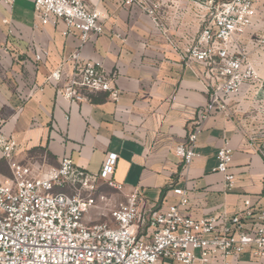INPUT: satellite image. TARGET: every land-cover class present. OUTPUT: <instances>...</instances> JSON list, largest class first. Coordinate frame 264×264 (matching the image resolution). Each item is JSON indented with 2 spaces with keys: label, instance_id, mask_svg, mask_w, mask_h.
<instances>
[{
  "label": "crops",
  "instance_id": "0c3cea01",
  "mask_svg": "<svg viewBox=\"0 0 264 264\" xmlns=\"http://www.w3.org/2000/svg\"><path fill=\"white\" fill-rule=\"evenodd\" d=\"M157 1L161 7L156 21L123 0L97 3L103 34L90 37L80 51V61L98 62L108 74L116 75L120 100L114 102L107 93L98 92L85 93L82 102H71L47 77L61 66L66 75L72 73L71 56L80 46L79 33L64 36L66 27L60 21L42 25L32 0H15L12 7L0 0V130L16 141V160L23 164L56 167L67 157L77 167L99 173L106 156L116 154L114 179L123 191L115 192V199L121 201L139 190L141 213L177 204L175 188L188 190L191 205L181 213L193 219L234 214L244 198H250L259 213L264 210V164L254 143L261 138L257 135L252 141L243 120L255 89L242 92L228 116L209 117L190 166L185 167L175 154L209 100L199 76L201 67L187 65L185 52L205 17L226 0ZM260 10L245 47L264 80ZM42 50L48 56L35 61ZM226 142L233 150L232 189L216 172L217 155ZM37 153L41 163L35 161ZM5 162L0 154V165ZM8 177L0 169V181ZM98 219L92 211L85 221L93 224ZM257 261L245 253L239 264H264Z\"/></svg>",
  "mask_w": 264,
  "mask_h": 264
},
{
  "label": "built area",
  "instance_id": "2783aa9c",
  "mask_svg": "<svg viewBox=\"0 0 264 264\" xmlns=\"http://www.w3.org/2000/svg\"><path fill=\"white\" fill-rule=\"evenodd\" d=\"M1 1L10 7L15 2ZM32 1L42 25L60 21L66 27L64 36L79 33L80 46L71 56L72 73L66 75L63 66L58 67L47 82L71 102H82L85 93L98 92L118 102L121 94L116 75L108 74L98 62L80 61V51L90 37L103 34L97 10L100 0ZM123 2L158 19L161 2L157 0ZM257 17L256 0H226L205 17L185 52L187 65L201 67L199 76L209 96L184 142L175 149L185 167L192 164L199 135L213 113L228 116L242 92L264 89V80L245 47ZM44 56L48 52L42 50L35 61L41 62ZM256 136L251 133L252 141ZM17 153L16 141L0 130V154L12 171L11 177L0 181V264H239L245 253L264 260V210L257 213L250 198H244L242 208L234 214L193 219L181 213L191 205L188 190L175 188L177 204L141 213L139 190L120 202L97 193L100 184L123 191V185L114 179L116 154L106 156L99 173H90L67 157L58 166L45 168L18 162ZM217 159L216 172L223 174L232 189L233 150L228 142ZM92 211L99 222L89 224L85 218Z\"/></svg>",
  "mask_w": 264,
  "mask_h": 264
},
{
  "label": "rangeland",
  "instance_id": "374dc122",
  "mask_svg": "<svg viewBox=\"0 0 264 264\" xmlns=\"http://www.w3.org/2000/svg\"><path fill=\"white\" fill-rule=\"evenodd\" d=\"M256 3L258 5L257 7L259 8V10L262 9V11L260 10L261 14L259 15L260 16L259 20H261L264 24V0H256ZM251 103H252V106L250 104L247 105V108L245 109L246 112L245 111L243 112V115L245 116L243 117V120L245 122V126L248 132L249 133L254 132L255 134L259 136V138H261L259 139V142H255L254 145L257 149V152L261 156L263 160V164H264V89L262 91H258L257 93H254V95L252 96ZM41 157H42L41 153L35 154V157H34L35 161H38V162L41 161ZM0 169L8 173L9 177L12 176V171L10 170L9 164L7 162L2 163L0 165ZM66 191L71 192L69 190H66ZM115 192H116L115 190H112L106 187L104 184H100L98 186V192H97L98 195L103 194V195H106L112 198L113 201L120 202L119 200L115 199V195H116ZM257 262H260V261H257Z\"/></svg>",
  "mask_w": 264,
  "mask_h": 264
}]
</instances>
